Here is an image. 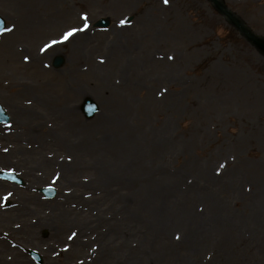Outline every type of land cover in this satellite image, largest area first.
<instances>
[{"label": "rangeland", "instance_id": "374dc122", "mask_svg": "<svg viewBox=\"0 0 264 264\" xmlns=\"http://www.w3.org/2000/svg\"><path fill=\"white\" fill-rule=\"evenodd\" d=\"M18 1L0 0L7 28L46 26L32 46H51L31 54L21 42L44 71H0L11 115L0 157L21 158H1L0 171L25 182L13 185L23 203L0 220V240L24 264H38L29 249L43 264H264V107L224 80L232 58L264 79V49L213 0H170L183 4L186 36L162 0H43L28 18ZM220 3L264 41V0ZM102 17L108 28L94 25ZM72 28L83 30L62 40ZM31 80L57 92L42 97ZM23 83L31 94L13 87ZM88 96L100 107L90 119Z\"/></svg>", "mask_w": 264, "mask_h": 264}, {"label": "bare ground", "instance_id": "6f19581e", "mask_svg": "<svg viewBox=\"0 0 264 264\" xmlns=\"http://www.w3.org/2000/svg\"><path fill=\"white\" fill-rule=\"evenodd\" d=\"M42 1L43 0H19L18 3L19 5H21L22 3L26 4L27 2L29 6L27 7V9L25 8L23 11L25 13V16L28 18L29 15L27 14V12H29V14L34 12L39 7L38 3H41ZM130 1H134V0H130ZM121 2L122 0H120L119 3L113 0L112 4L115 6H118L120 5ZM161 4L162 6L166 7L165 10L168 13H170L171 18L175 21L176 27L178 28L180 34L183 36L188 35L190 33V28L186 25L187 23L185 22V19L183 18V14H182L183 4L181 5L177 4L179 10L177 9L176 6H172V2L170 0L168 4H165L162 0ZM30 7H32L31 10H30ZM64 16L67 17L66 15ZM21 19L23 21L25 17H22ZM27 26L28 27L23 28L21 24H18L17 26L13 27L11 31L9 32L7 31L8 33L6 32L5 36L2 39H0V71L3 72L7 64L15 65L16 63H18V65H21V62H24V64L27 67H31L33 69L44 71V67L39 66L40 64L36 63L40 60L39 58L31 55L29 59L27 60L24 59L26 55L23 54L24 46H22L21 42L26 41V38L29 39L30 42H27L28 52L30 51L29 53L31 54H38L41 48L39 49V48L33 47L32 44L37 40L38 34L41 31L40 29H45L46 26H37V25H32V24H27ZM24 44H26V42ZM260 62H262V59L259 61V63ZM241 63H242L241 59L232 58L228 60V65L230 66L231 69H228L229 72L227 71V75L225 76L226 79L224 80L229 81L228 83L231 82V83H234L235 85L238 84L239 86L237 85L236 86L239 90L238 91L239 93H241L242 91L245 94V97L247 100L253 102V104L256 106H260L261 108H263L264 107V85L261 82H264V79L263 77L258 76V74L256 75V74L248 72L247 70H241L240 68H238V65H240ZM59 79L60 80L58 81H60L62 85H64V88L68 89L69 81L66 78H59ZM13 83H14V80L12 79L11 81L8 82V84H13ZM25 85L26 83L15 84L13 87L17 88L18 91L21 90L24 92H29L31 94L30 91H26V89L23 88ZM27 85L29 86L28 87L29 89L27 90H31V89L34 90L35 88L36 89L35 91L42 92V97H44L43 92L47 93V98H52L53 94L57 92L56 89L53 88L50 84H46L47 86L48 85L51 86L50 87L51 89H48V90L45 88L46 86L45 84H44V88H40V89L36 88V87H41L43 85L40 83H36L35 81H32V80L27 82ZM59 89H61V87H59L58 90ZM17 155L19 154H16V156ZM16 156H14L13 154H10L8 156L5 155L4 157L1 156L0 159L1 158L7 159V160L13 159L15 160L16 163H18L21 158H18ZM17 201L19 202L18 207L20 210L19 197L16 198V202ZM14 208H10L8 209V211L2 210L0 212V217H1L0 220H2V218L4 219L5 217L9 218L11 217V215L13 216ZM7 213L9 214L8 216H6ZM0 245L2 248L0 250V255H1V261L3 260V264H24L23 261L20 259L19 252L14 250V248L10 249L8 245H6V242L3 241V239L0 240ZM4 252L8 254H3Z\"/></svg>", "mask_w": 264, "mask_h": 264}, {"label": "water", "instance_id": "95a60500", "mask_svg": "<svg viewBox=\"0 0 264 264\" xmlns=\"http://www.w3.org/2000/svg\"><path fill=\"white\" fill-rule=\"evenodd\" d=\"M216 5L218 6V8H220L239 28H241V30L243 32H245L247 34V37L254 42L256 45H258L259 47H261L262 49H264V41L260 38H258L256 35L251 34L250 32L247 31V29L244 26H241L240 23L236 20V18H234L231 14L228 13V11L226 10V8H224V6L220 3L219 0H213ZM110 24V20L108 18L106 19H100L96 25L97 26H102V27H107ZM0 26L4 27V21L3 19L0 18ZM64 62V58L61 56H57L54 60V65L59 67L63 64ZM83 110L86 114L87 117H92L96 111H98V106L97 104L91 99V98H87L84 101L83 104ZM10 118L7 115V113L3 110L1 104H0V122L2 123H7L9 122ZM3 177H8V174L6 173H1L0 174ZM14 178V176H13ZM17 179V178H14ZM42 191L45 193V195L47 197H53L56 194V190L52 187H48V188H43ZM30 253L33 255V257L39 262L42 263L43 259L42 257L35 251H30Z\"/></svg>", "mask_w": 264, "mask_h": 264}, {"label": "flooded vegetation", "instance_id": "af4514ba", "mask_svg": "<svg viewBox=\"0 0 264 264\" xmlns=\"http://www.w3.org/2000/svg\"><path fill=\"white\" fill-rule=\"evenodd\" d=\"M14 183L12 182H3L0 184V190L2 189H5L3 190V192L0 193V199L1 201L3 200L4 197H7V201H11V204H10V207L11 208H14L13 206V201L19 197V199L21 200L22 198V194H23V189H18L17 187L13 186ZM1 201H0V205H1ZM22 202L23 201H20V204L22 205ZM17 203H19L17 201ZM3 209L1 208L0 206V212L2 211Z\"/></svg>", "mask_w": 264, "mask_h": 264}, {"label": "snow or ice", "instance_id": "6c2138e0", "mask_svg": "<svg viewBox=\"0 0 264 264\" xmlns=\"http://www.w3.org/2000/svg\"><path fill=\"white\" fill-rule=\"evenodd\" d=\"M163 2H164L165 4H168V3H169V0H163ZM84 20H85L84 28H87V27H88V24H87V22H86V21H87V16H86V15L84 16ZM125 22H126V21L121 20V21H120V24H124ZM78 30H79V31H82L83 29L72 28V29H70L69 31L65 32L64 35L62 36V40H67L69 37H71V36H72L75 32H77ZM6 31H11V29H8V28H5V27H3V26H0V33L6 32ZM58 42H59V41H52L51 43H52V44H56V43H58ZM50 46H51L50 44H45V45H44V48H42L41 51H44V50L48 49ZM170 58H171V57H170ZM24 59L27 60V59H29V57L25 56ZM222 167H223V165H222ZM73 235H75V234H73ZM70 238H71V237H70Z\"/></svg>", "mask_w": 264, "mask_h": 264}]
</instances>
